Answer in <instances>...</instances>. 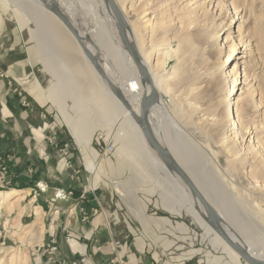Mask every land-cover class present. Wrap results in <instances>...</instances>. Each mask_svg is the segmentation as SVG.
Segmentation results:
<instances>
[{
    "label": "rangeland",
    "instance_id": "rangeland-1",
    "mask_svg": "<svg viewBox=\"0 0 264 264\" xmlns=\"http://www.w3.org/2000/svg\"><path fill=\"white\" fill-rule=\"evenodd\" d=\"M65 1H71L76 5L77 11L74 16L65 9ZM147 1L148 7L145 13L140 12L138 18L129 14L127 20L128 23L138 25V21L143 20L153 9L154 13L144 18L146 20L155 16L156 25L152 37L141 33L140 38L142 40L147 38L149 41L152 39L150 42L153 41L156 45L155 50L166 43L169 44L166 46L170 49L177 50L175 55L167 59L163 71L166 76H170L168 80L170 90L164 93V100L170 98L171 103L180 104L178 112L182 113L174 118L177 130L176 128L168 130L169 137L178 140V134L181 139L185 136L192 142L198 143L205 150L206 156L220 161L221 171L226 173L223 174L226 179H221L225 183L220 181L222 190L225 191L228 184L232 188L229 196L235 197V200L241 197L252 202L245 208L248 210L241 207L239 209L241 208L242 215L248 217L247 223L250 222L255 226L253 229L255 235L264 238V221L261 219V216L264 217V187L261 186L264 185V176L252 171V155L249 154L248 148L244 149V143L241 147L232 146L235 152L231 151L229 156L224 153L222 144L223 137L227 135L226 125L229 124L225 106L239 94L253 91L257 102L248 116L241 114L237 117L236 130L240 135L244 125L258 126L262 118L260 113L264 112V0H216L211 6L204 4L200 12L190 15H188L190 7L185 4L192 1L189 6L194 9L200 4L196 2L197 0H144ZM59 2L62 11L74 25L88 33L86 44L94 42L91 34L93 28L91 12L96 10L105 16L102 5L91 0H59ZM128 5L129 3L126 2L125 9ZM17 7L14 3L0 2V130L4 129L8 133L9 124L16 126V122L20 120L18 117L21 113L9 115V110L5 108V105L8 106L6 101L9 99L16 101L23 95L36 99L49 111L44 121L50 128L52 127V131L58 133V138H50L49 144L62 154L60 161H63L64 166H72L76 177L84 174L85 186L91 193V199L76 210V206L71 207L58 218L52 209H42L34 200L37 191L32 192L27 199L17 201V198L31 187L12 183L8 163L15 165L18 158L14 157L12 152H8L0 160V168L3 166L7 168L1 169V173L6 174L5 178H2L0 173V264H8L14 254L18 256L17 264H50V262L64 264V260L55 261L54 253L61 248L80 252L84 247L82 245L87 244L88 241H93L95 249L98 245L99 247L105 245L103 250L110 251L113 264H207L208 257L225 258L226 254L221 249L215 248L211 238L206 235L204 227L191 214L184 211L180 215L163 205L162 198L156 191V186L154 187L158 182V172L156 174L154 168L144 163L146 159L139 156L120 158L118 154L120 143L117 142L114 133L102 127L97 128L91 140V147L94 148L97 156L84 154L81 145L72 136L60 107L45 88L49 79L40 54L31 51L26 39L25 33L28 30L26 28L32 25L31 15L27 13L23 17V10L20 11ZM232 16L235 17L233 21ZM241 23L242 29L239 32ZM108 27L117 42L113 25L108 23ZM228 34L230 37L225 40ZM240 39L250 40L254 45L251 44L253 47L248 56L243 57L241 54V49L243 50L245 45L242 47V41L239 43ZM234 40L237 42L236 51L230 60H227ZM146 50L149 51L148 48ZM107 55L104 48L99 50L98 56L102 65L107 63L105 59ZM161 60L162 56H159L160 63ZM153 61L152 58L150 62ZM109 63L117 79L120 83H124V71L122 73L113 60ZM234 66V70L230 72ZM160 69L161 65L155 67V70L160 71ZM235 70L239 71V79L235 89L229 94ZM77 89L74 88L75 91ZM36 92L39 94H35ZM74 94L78 97L79 93ZM84 94L83 91L80 97L86 101ZM39 95L46 100L45 103H41ZM76 103L81 104L82 101L78 102L76 99L73 102L71 98L65 104V110L70 115L75 116V112L84 111L81 107L78 108ZM101 109L100 106L98 110ZM117 128L121 129L119 125L115 126V129ZM38 129L32 127L34 130L32 135H36L35 138L42 135ZM258 130H261L260 136L264 139V119ZM16 134L19 137V134ZM111 140H115L117 145L115 154L103 155L106 143ZM169 140L167 139V142ZM239 149L242 150L237 154ZM226 157L233 159L229 171ZM90 163L94 169L89 166ZM141 163L145 165H140ZM205 168L209 170L208 162H205ZM244 171L249 173L243 175ZM228 176H230L229 183ZM115 181L120 183L124 195L116 191ZM165 189L172 190L170 187ZM167 194L174 201V206L183 204L180 196L175 192H167ZM137 202L140 204V209L146 203L145 210H138ZM69 214L80 225L91 226L93 235L89 236L90 239H85L79 234L78 238L63 230L64 225L71 221V218L70 220L68 218ZM149 217L166 218L169 223L159 228L157 224L149 221ZM226 222L228 224L229 221ZM233 225L231 221L228 224L237 234L238 230L234 228L235 225L232 227ZM245 240L248 241L246 238ZM256 240H252L257 243L253 247L264 254L263 240L259 238ZM87 246L90 250L91 247ZM196 250L199 252L193 253ZM128 257L134 259L130 261ZM135 257H139L138 260ZM224 258H222L223 263L227 261V258L225 260ZM241 262L246 263L242 259Z\"/></svg>",
    "mask_w": 264,
    "mask_h": 264
},
{
    "label": "bare ground",
    "instance_id": "bare-ground-1",
    "mask_svg": "<svg viewBox=\"0 0 264 264\" xmlns=\"http://www.w3.org/2000/svg\"><path fill=\"white\" fill-rule=\"evenodd\" d=\"M91 1L102 5L105 16H102L96 10H91L93 21L91 34L94 42H90L87 46L96 56L99 55V50H103V48L106 50L108 53L105 58L107 63L102 65L103 70L111 82L122 92L124 97L126 96L128 98L127 99L125 97L127 101L135 103V106L130 105L139 115L140 107L143 102L142 97L139 98V94L145 93L148 95L150 91L149 86H144L134 61L128 54L122 40L120 39L117 18L112 6H110V4H108L105 0ZM215 1L216 0H197L196 2H200V4L194 9H191V6H189L192 2L190 1L185 4V6L190 7L188 8L189 13H186L190 15L191 13H195L197 11L200 12L202 5L205 4V6H211ZM0 2L6 4H16L20 11L23 10V17L27 13L31 15L32 25L26 28V30L28 29L25 33L26 39H28L27 41L31 51L36 54H40V59L45 67V72H47L49 79L45 88L52 96L57 106L60 107L72 136H74L81 145L84 154L89 153V155L91 154L94 157L97 156L96 151L93 147H91L93 132L97 128L102 127L110 131V133H114L117 142L120 143V147L118 148L120 158L126 159L139 156V158L146 159V162L144 161V163H147L146 165L154 168V172H156V174L158 172V182H156L154 187L156 186V191L161 196L163 205L180 215L183 214L184 211L191 214L194 219L204 227L206 235L211 238L215 248L221 249V251L224 252L230 259L229 262L227 261L226 263H222L220 261L221 257L219 256L212 258L208 257L206 258L207 264H242L238 253H236L222 239V237L210 227L208 213L200 202L190 193L188 188L182 183L176 174L164 166L159 156L145 138L137 120L116 97L106 81L98 74L77 40L60 22V20L54 16V14L49 12V9L39 0H0ZM126 2H128L129 5L125 9ZM114 3L120 10L124 19L129 40L137 49L142 64L148 69L158 93V101L149 113L150 123L155 130L158 139H160L162 145L172 155H174L180 165L186 170V172H188V174H190L198 186H200L204 195H206L208 200L216 207L227 229L236 237L238 242L249 249L254 255L259 258H264V254L253 247L257 244L254 243V241H257V238L262 239L263 243L264 238L255 235L256 233L253 232L255 226H252L250 222L247 223L246 220H248V217L242 215L240 212L241 208L248 210L245 208L250 206L252 202L250 203L246 198L241 199L240 197L235 200V197L229 196L231 195L229 192H232V188L228 184L225 187V191L222 190L220 181L224 182L221 179H226V176H224L226 173H222L220 161L212 157L209 158L208 155L206 156L205 150L198 143L196 144L192 142L191 139L185 136L181 139L180 134H178V140L171 139L169 137L170 134H168V130L172 128H176L177 130V126L174 125V118L176 116H180L182 113L178 112V105L180 106V104L171 103L172 99L170 100V98L164 100V93H168L170 90L168 81L170 76H166L163 71L165 70L167 59L175 55L177 50L170 49L169 46H166L169 45L168 43L155 50L156 45H154L153 41L150 42L152 39L149 41L147 38L144 40L140 38V35L142 34L147 35V37H152V33L155 29L154 26L156 25L154 22L155 16H151L146 20H144V18H147L148 14L154 13V10L152 9L143 18V20H139L137 25L134 23H128L127 17L130 14L134 15L135 18H138L140 12L145 13L147 11L148 1L114 0ZM64 6L72 16L76 14L77 7L73 2L65 1ZM20 19L22 20L23 18ZM234 19L235 17L232 16V21ZM133 21H135L134 18ZM108 23L113 25V33L117 42H115L114 37L112 36V31L109 29ZM241 29L242 23L239 28V32ZM78 31L82 39L88 40L89 36L87 32L79 29ZM229 35L230 34L226 35L225 40L230 37ZM241 41L243 44L242 47L245 45L244 49H241V54L243 57L244 55L248 56L254 45L247 39L244 41L240 39L239 43ZM236 44L237 42L235 40L232 41V49L228 54L227 60H230L231 56L235 53ZM147 48L149 49L148 52H146ZM156 52H159V54H156ZM159 56H162V63L158 61ZM98 57L100 58V56ZM152 58L154 60L153 63L150 62ZM111 60H113V63H115L122 70V73L123 71L125 73V79L122 85L117 79L116 73L111 67H109V62ZM159 65H161L162 70H155V67L158 68ZM234 68L235 66L230 72H232ZM238 79L239 71L235 70L229 94H231L233 89H235V84ZM75 87L78 88L77 91L74 90ZM83 91L85 93L84 95L86 101L82 100L80 97ZM75 92L79 93L78 97L74 94ZM133 94L138 95V98H136ZM71 98H73V102L76 101V99L78 102L82 101L81 104L76 103V105H78V108L81 107V109H84V111L79 110L75 112V116L70 115V113L65 110V104H67L68 100ZM173 98H175V96ZM256 104L257 102L254 99L252 91L251 93L242 92L238 97L234 98V100L230 101L228 105L225 106V114L228 116L229 124L226 125L225 131L227 135L223 137L222 144L224 146V153L226 156H229L231 151L235 152L233 148L241 147L242 143H244V149L248 148L249 154L252 155V171L264 176V139L260 136V131H263V127L261 130H258V127L262 123V119H264V112L260 113L262 118L260 120L261 123L259 122L258 126H248V124L244 125L241 130L242 135H240V132L236 130V127H238V124H236L237 117L241 114H246L248 116ZM100 106L102 107L101 111L98 110ZM93 109L94 111H92ZM93 115L94 117H92ZM116 125H119L121 129H115ZM167 139H170L169 142H167ZM241 150L242 149L237 150L236 153L239 154ZM205 162H208L210 166L209 170L205 168ZM232 162L233 159L226 157V166L228 171L232 168ZM144 163H141L140 165H145ZM89 166L94 169L91 163ZM100 166L101 165L98 167L101 169ZM248 173L249 172L245 171L242 172L243 175ZM227 181L228 183L230 182V176H228ZM114 185L119 193L122 195L125 194L119 182L115 181ZM261 186L264 187V185ZM165 187H167V189L170 187L172 190H166ZM167 192H175L178 196H180L183 204L174 206V201L171 199L170 195L167 194ZM29 196H31V192L26 191L17 198V201H23ZM239 200L241 201L239 202ZM217 203H220V205ZM136 204L138 206V210L140 211L141 209L145 210L147 207V204L145 203V206L140 209V204L138 202ZM239 207L241 208L239 209ZM245 217H247V219ZM261 219L264 221L263 216H261ZM226 220L229 222L231 221V225L233 223L236 226L234 227L233 225L232 227L236 228L239 233L237 232L236 234V232L228 226L229 222L226 224ZM149 221L157 224L159 228H163L169 223L166 218L149 217ZM238 234H241V236ZM245 238L248 241H246ZM83 250H85L84 247ZM198 252L199 250H196L193 253ZM17 260L18 256L14 254L11 256V260L8 261V264H17Z\"/></svg>",
    "mask_w": 264,
    "mask_h": 264
},
{
    "label": "crops",
    "instance_id": "crops-1",
    "mask_svg": "<svg viewBox=\"0 0 264 264\" xmlns=\"http://www.w3.org/2000/svg\"><path fill=\"white\" fill-rule=\"evenodd\" d=\"M133 95L138 98V95ZM139 95V98L142 97L143 100L145 93ZM39 98L41 103L46 102L42 96L39 95ZM129 102L135 106L134 102ZM6 104L8 106L5 105V108L9 110L10 116L21 113L16 126L9 124L10 130L7 131L8 133L4 129L0 130V160L8 152H12L13 156L18 158L15 165H10L11 163L7 162L13 180L12 183L14 185L20 184L22 187H31L29 188L31 195L32 192L37 191L34 200L41 205L42 209H52L57 215L56 218L66 213L65 211L71 207L76 206V210L86 201L89 202L91 193L86 189L84 174L76 177L72 166H64L63 161H60L62 154L57 150L55 151V147L49 144L50 138H58V133L52 131V127L50 128L49 124L44 121L45 115L49 113L48 109H45L36 99L28 97V95H23L16 101L9 99ZM32 127H38L42 135L35 138L34 132L35 136L32 135V131H34ZM16 133L19 134V137ZM4 163L6 162L4 161ZM68 218L70 220V214ZM69 222L64 225L63 229L70 233L69 235L78 237L79 234L85 239H90L89 236L93 235L91 226L80 225L73 217ZM89 233L91 235H88ZM87 245L91 247L90 250H88ZM82 246L85 247V250H82L83 252L61 248L60 251L54 253L55 261L64 260V264H113L110 251L103 250L105 245L100 247L98 245L95 249L93 241H88L87 244ZM128 258L130 261L134 259V257ZM135 258L138 260L139 257ZM222 258L220 261L223 263ZM225 258H227V261L230 260L227 255ZM50 264L53 263L50 262Z\"/></svg>",
    "mask_w": 264,
    "mask_h": 264
},
{
    "label": "water",
    "instance_id": "water-1",
    "mask_svg": "<svg viewBox=\"0 0 264 264\" xmlns=\"http://www.w3.org/2000/svg\"><path fill=\"white\" fill-rule=\"evenodd\" d=\"M44 6H46L49 11L56 16L60 22L66 27V29L74 36V38L79 43L83 52L88 57V60L92 66L96 69L98 74L106 81V83L111 87L116 97L122 102L125 108L131 113V115L139 123L145 138L154 149L156 154L159 156L164 166L172 171L176 176L182 181V183L188 188L190 193L200 202L203 208L206 210L209 216L210 227L217 232L222 239L240 256V259L244 260L247 264H264V258H259L258 256L251 253L244 245L238 242L236 237L227 229L219 215L216 207L208 200L206 195H204L203 190L198 186L196 181L192 179L190 174L180 165L176 160L174 155H172L163 145L160 139H158L155 130L153 129L150 120L149 113L155 103L158 101V93L153 84L152 78L148 69L142 64L139 57L137 49L130 42L127 35L126 25L124 24V19L121 15L120 10L114 3V0H105L114 9L116 18L118 32L120 39L124 47L126 48L128 54L134 61L136 68L140 77L142 78L144 86H149V94L144 95L142 105L140 107L139 115L134 111L130 103L124 97L122 92L111 82L105 71L103 70L101 64V58L96 56L85 43L86 40L82 39L78 29L70 18L61 9L59 0H39Z\"/></svg>",
    "mask_w": 264,
    "mask_h": 264
},
{
    "label": "built area",
    "instance_id": "built-area-1",
    "mask_svg": "<svg viewBox=\"0 0 264 264\" xmlns=\"http://www.w3.org/2000/svg\"><path fill=\"white\" fill-rule=\"evenodd\" d=\"M115 152H116V142H115V140H111L108 144L106 143V147L103 149L102 153H103V155H106V156H113L115 154ZM1 169H7V168L5 166L0 168V173H1ZM5 177H6V174H2V178H5Z\"/></svg>",
    "mask_w": 264,
    "mask_h": 264
}]
</instances>
